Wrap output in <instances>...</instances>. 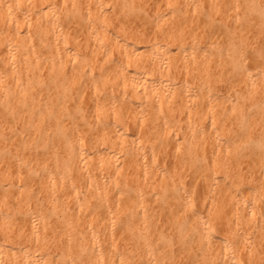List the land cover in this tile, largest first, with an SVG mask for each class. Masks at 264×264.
<instances>
[{
    "label": "clouds",
    "instance_id": "9594fccd",
    "mask_svg": "<svg viewBox=\"0 0 264 264\" xmlns=\"http://www.w3.org/2000/svg\"><path fill=\"white\" fill-rule=\"evenodd\" d=\"M0 264H264V0H0Z\"/></svg>",
    "mask_w": 264,
    "mask_h": 264
}]
</instances>
